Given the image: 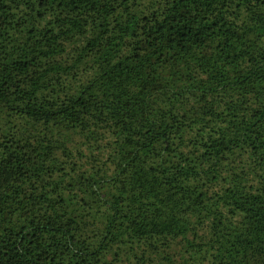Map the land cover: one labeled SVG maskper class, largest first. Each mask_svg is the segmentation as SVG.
<instances>
[{
  "label": "trees",
  "instance_id": "trees-1",
  "mask_svg": "<svg viewBox=\"0 0 264 264\" xmlns=\"http://www.w3.org/2000/svg\"><path fill=\"white\" fill-rule=\"evenodd\" d=\"M0 264H264V0H0Z\"/></svg>",
  "mask_w": 264,
  "mask_h": 264
}]
</instances>
